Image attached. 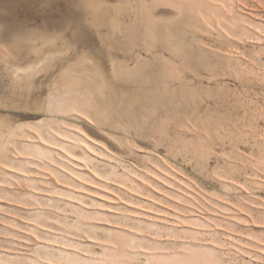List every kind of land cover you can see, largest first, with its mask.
Wrapping results in <instances>:
<instances>
[{
  "label": "rangeland",
  "instance_id": "1",
  "mask_svg": "<svg viewBox=\"0 0 264 264\" xmlns=\"http://www.w3.org/2000/svg\"><path fill=\"white\" fill-rule=\"evenodd\" d=\"M0 264H264V0H0Z\"/></svg>",
  "mask_w": 264,
  "mask_h": 264
},
{
  "label": "bare ground",
  "instance_id": "2",
  "mask_svg": "<svg viewBox=\"0 0 264 264\" xmlns=\"http://www.w3.org/2000/svg\"><path fill=\"white\" fill-rule=\"evenodd\" d=\"M85 90H89V89H88V87H87V88H85L83 91H85Z\"/></svg>",
  "mask_w": 264,
  "mask_h": 264
}]
</instances>
